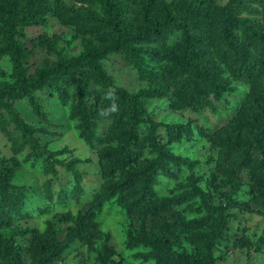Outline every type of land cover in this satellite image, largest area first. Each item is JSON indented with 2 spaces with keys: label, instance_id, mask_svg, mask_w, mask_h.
<instances>
[{
  "label": "trees",
  "instance_id": "1",
  "mask_svg": "<svg viewBox=\"0 0 264 264\" xmlns=\"http://www.w3.org/2000/svg\"><path fill=\"white\" fill-rule=\"evenodd\" d=\"M32 1L19 0L21 8L15 15L18 20L15 22V0H0V15L7 21L0 43V59L3 56L10 57L14 77L17 79V85L5 83L0 86V108L15 123L23 139L28 140L32 149L37 150L39 144L34 136V127L21 117L13 102L46 86L57 87L60 79L75 77L80 82L79 96L71 116L78 120L77 127L89 145H93V141L105 144L98 157L103 163L108 180L102 191L80 209L76 216L67 212L57 218L58 222H71L74 225L69 229L65 240L58 239L57 225L53 222H49L43 232H33L29 264H53L59 260L66 247L91 233L96 226L94 220L97 214L115 196L119 197L118 202L126 212L139 221L127 233L128 247L157 249L163 264H214L212 246L226 224L225 206L205 205V217L215 212L220 215L210 234L201 231L204 218L187 221L174 209L190 202L196 195L203 196L200 186L196 185L203 182L202 175L192 173L189 183L179 186L183 192L176 195L161 199L151 195L152 186L158 183L161 176L177 178L182 163L191 168L195 164L186 163L160 145L157 131L159 127L166 126L156 122L143 106L146 99L161 96L166 89L155 84L148 90L130 94L114 85L100 60L113 51H123L129 63L140 68L134 44H164L170 34L178 33V42L169 46L165 52H158L157 48L147 49L155 57L159 56L162 62H167L162 66L163 75H149L154 82L160 77L171 80L176 108L201 110L207 106L208 96L219 98L231 88V81H239L248 86L247 93L242 95L244 98L239 112L209 135L207 141L218 158L214 179L219 174L225 176L231 184L230 194L239 193L247 186L256 192L260 189L258 199L264 204L263 0H258V6L253 5L252 0H230L225 6L217 4L216 0H75L91 5L100 3L103 10L101 17L91 12L90 6L69 7L63 0H55L54 7H49L46 14L42 15L36 6L31 5ZM131 9L136 12L135 22L138 23L135 33L123 21L132 13ZM47 14L56 17L61 25L74 26L79 34L99 35L103 39L101 46L87 44L78 57L59 53L58 61L40 70L36 78L31 79L20 70L19 63L24 52L13 41V35L17 23L38 25ZM108 38L110 40H105ZM86 66L95 74L104 94L95 110H91L84 101L87 88L83 68ZM224 70L228 71L230 78L223 77ZM34 113L44 118L38 106H34ZM102 116L112 119L105 139L97 137L93 129L98 117ZM144 118L148 122V134L143 142L148 141L149 147H154L159 157L128 168L134 162L133 157H128L129 151L137 139L138 125ZM0 125L3 131L4 125ZM166 128L170 130V142H179L182 135L188 138L191 135L186 123L168 125ZM19 151L21 150H16ZM58 154L59 152L48 154L47 160ZM77 162V159L68 162V169ZM197 164L196 162L195 166ZM50 165L54 167L52 162ZM19 167L20 162L16 157L0 158V228L10 226L9 213L17 203L14 198L19 199L18 191L21 187L11 183V174ZM73 173L77 193L72 197L78 200L82 174L78 171ZM116 174L118 179L113 177ZM255 180L256 183L253 184L252 181ZM172 215L174 219L167 222L165 216ZM175 229L183 233L184 242L194 244V251L181 254L172 251L166 236ZM113 253L104 244L99 264H113ZM0 263L26 264L12 241L5 238H0Z\"/></svg>",
  "mask_w": 264,
  "mask_h": 264
},
{
  "label": "rangeland",
  "instance_id": "2",
  "mask_svg": "<svg viewBox=\"0 0 264 264\" xmlns=\"http://www.w3.org/2000/svg\"><path fill=\"white\" fill-rule=\"evenodd\" d=\"M54 1L33 0L31 5L36 6L40 14L44 15L49 7H54ZM229 1L216 0V3L225 6ZM63 2L69 7L90 6L91 12L99 17L103 14L100 3L91 5L75 0H63ZM251 3L255 6L259 5L258 0H252ZM20 8L19 0H15L14 18ZM131 10L132 13H129V17L123 21L129 24L130 30L135 33L138 23L135 22L136 12ZM17 21L15 18V22ZM6 24L5 18L0 15V43ZM179 37L180 34L172 33L164 44L155 42L143 46L134 44V52L140 68L131 65L123 51L109 53L100 60L101 65L114 85L130 94H138L155 84L165 88L166 92L163 95L145 100L143 103L145 111L156 122L166 127L183 123L189 125L191 135L189 138L182 135L179 142H170V130L166 127L158 128L157 140L160 145L186 163L198 164L196 166L194 164L191 168L182 163L177 178L161 176L158 183L152 186V197L161 199L181 193L183 190H180L179 186L183 183L188 184L192 173L201 174L203 182L200 181L196 185L200 186L203 196H194L183 206H176L175 211H179L187 221L204 218L201 231L210 234L220 215L215 212L205 217V205L225 206L226 224L212 246L214 264H264V204L258 199L261 191L258 189L256 192L247 186L239 193L230 194L231 184L227 182L225 176L219 174V177L214 179L218 158L216 151L209 148L207 141L209 135L239 112L244 98L242 95L247 93L248 86L239 81H231V88L223 92L219 98L208 96L207 106L201 110L176 108L177 102L174 99L171 80L160 77L154 82L149 75H163L162 66L167 62H162L159 56L155 57L147 49L157 48L158 52H165L169 46L178 42ZM102 39L99 35L79 34L74 26L61 25L56 17L48 14L38 25L17 23L13 35V41L24 52L19 63L20 70L31 79L36 78L40 70L58 61L59 53L78 57L87 44L101 46ZM13 68L9 56L0 59V86L5 83L17 85ZM83 70L87 88L84 101L91 110H95L104 94L91 68L86 66ZM223 77L230 78L227 70H224ZM79 86L80 82H77L75 77H68L66 80H58L57 87L46 86L13 102L21 117L34 127V136L39 144L37 150L32 149L31 143L23 139L15 123L4 109L0 108V124L4 125L2 126L4 130L0 129V158L18 159L20 167L11 174V183L21 187L18 191L19 199L14 198L17 203L9 213L11 224L0 228V238L12 241L26 264L31 262L33 232H43L46 225L53 222L57 225L58 239L65 240L69 229L74 225L71 222H58L57 218L67 212L76 216L80 209L88 205L94 196L102 191L108 180L105 177L103 163L98 157L99 151L105 144L93 141V145H89L77 127L78 120L71 116L72 108L78 102ZM34 106L39 107L44 118L34 113ZM98 118L93 129L97 137L105 139L112 119L103 116ZM147 125L145 118L138 125L137 139L132 144L128 156L133 157L134 162L128 168H134L140 162L147 163L159 157L157 150L149 147L148 141L143 142V138L148 134ZM16 150L21 151L16 152ZM55 152L59 154L48 161V154ZM73 159H77L78 162L68 169V162ZM50 162L54 165L53 168ZM75 171L82 174L78 200L72 197L77 193L73 175ZM113 177L118 179V174ZM252 183L255 184L256 180ZM118 198L115 196L104 204L102 211L94 220L96 226L91 233L72 242L64 249L60 259L53 264H99V256L104 244L114 252L111 257L113 264H163L157 249L126 245L127 233L133 230L139 221L126 212L118 202ZM172 217L174 215L165 216L167 222L173 220ZM166 239L175 253H190L195 250L193 243L184 242V235L178 229L169 233Z\"/></svg>",
  "mask_w": 264,
  "mask_h": 264
}]
</instances>
